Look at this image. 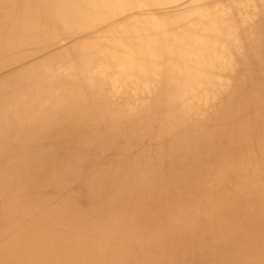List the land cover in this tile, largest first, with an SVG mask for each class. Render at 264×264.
Wrapping results in <instances>:
<instances>
[{
    "label": "bare ground",
    "instance_id": "bare-ground-1",
    "mask_svg": "<svg viewBox=\"0 0 264 264\" xmlns=\"http://www.w3.org/2000/svg\"><path fill=\"white\" fill-rule=\"evenodd\" d=\"M263 183L264 0H0V264H264Z\"/></svg>",
    "mask_w": 264,
    "mask_h": 264
},
{
    "label": "rangeland",
    "instance_id": "rangeland-1",
    "mask_svg": "<svg viewBox=\"0 0 264 264\" xmlns=\"http://www.w3.org/2000/svg\"><path fill=\"white\" fill-rule=\"evenodd\" d=\"M101 2L100 1H98V8L96 9V11H92V13H91V16L89 17V16H86V18H85V22H90V20H91V18H95L96 16H99V15H101L105 10H107V8H105V7H103V6H101V7H99L101 4H100ZM261 74H263V73H261ZM261 74H258L259 76H261ZM131 98V97H130ZM66 147H68V145L66 144L62 149H61V151H66ZM65 152H62L61 154L63 155ZM68 154H70V153H68ZM82 161V160H81ZM91 164H93L94 166H95V168H92L91 170L89 169V170H87V171H85L84 173H82L81 175H80V177H78V183H80L81 181H85V180H89L91 177H93L94 175H96V174H98L99 172H100V169L101 168H103V167H105L104 165H102V160H100V159H98V158H93V155H92V153L88 156V158L85 160V165L87 166H89V165H91ZM76 168V174L78 173V172H82V170H84V169H82V166L81 165H78V167H75ZM53 171V170H52ZM51 171V172H52ZM50 173V171L48 172V174ZM75 175V174H74ZM73 175V176H74ZM252 175V172L250 171V172H248V176L250 177ZM264 184V183H263ZM264 186V185H263ZM59 188H61V190H63V192H64V194H66L69 190H70V186H68V185H65V186H63V187H59ZM85 189H86V184H85ZM81 200V199H80ZM82 201V200H81ZM203 203H204V201L203 200H200V205H201V207H202V205H203ZM29 205H32L30 202H26L25 204H24V214L22 215V213H23V210L20 212V213H18V214H21L22 216L21 217H19L18 219H17V221L19 222V223H21L22 224V221L21 220H24L23 218L24 217H27V216H29V217H31V216H36L35 214L38 212H40L41 210L42 211H44V209H47V207H51V205H48V203L43 199V201L42 202H40L38 205H36V206H34V207H32L33 208V210H31L30 209V207H29ZM121 205H123V204H121V203H119L118 204V207H120ZM88 210H92V208H87ZM86 209V210H87ZM261 211H263L262 209H261ZM25 212L27 213L26 215H25ZM173 213V211H170L169 212V215H171ZM98 216H100V214L99 213H91L90 215H89V218L88 217H83L81 214H80V216H79V218H78V220L79 221H81V222H91V221H93V222H96V220H97V218H98ZM210 218H214V216L213 215H211L210 217H209V219ZM212 223H214V222H212ZM182 224H183V220L181 219V218H175L174 220H172V221H170L169 223H168V226H166V227H169V228H179L180 226H182ZM79 225H82V224H79ZM126 225L124 224L123 225V227H125ZM100 226H98V228H99ZM82 227H75V226H73L72 227V232H75L74 233V237H73V239L74 240H76V237L78 236V237H80V236H89V239H88V241L89 242H91L92 241V235L90 234L91 233V230H89V231H85V230H82L81 229ZM142 228H141V225H137L136 227H134L132 230H131V233H132V235H134L135 233H136V231H138V232H143L142 230H141ZM19 230V228H16V229H14L13 231H14V233H16L17 231ZM95 234H97V232H94ZM4 238H6V234H0V239L2 240V239H4ZM95 238V237H94ZM203 239H206V240H209L210 241V239H208V237L206 236V235H201V236H198V237H196L195 239H193V241L195 242V243H199V242H201ZM153 240V235H151V233L148 231L147 232V234L146 233H144L140 238H139V241L138 242H136V245H133V244H135L134 242H130L131 244H129L130 245V247L128 246L127 248H129V252H130V249L131 250H133V251H135V252H137V250H139V249H148V247L150 246V244L148 243V241H152ZM127 242V241H126ZM125 244H127V243H125ZM125 244H123L122 245V242H119V244L117 245V246H124ZM128 252V253H129ZM208 253H209V251H208ZM146 259V258H145ZM144 258H142V257H138L137 259H136V261H138V262H140V261H142V262H144V260H145ZM130 260H128V257H127V260H123V262H126V263H128ZM168 262V260L167 259H165V258H163V260H162V262L160 263L159 262V264H165V263H167ZM146 264H148V263H146ZM195 264H202L201 262H197V263H195Z\"/></svg>",
    "mask_w": 264,
    "mask_h": 264
}]
</instances>
